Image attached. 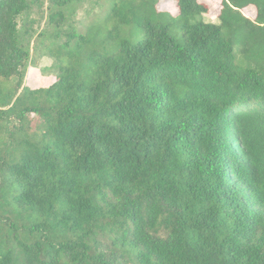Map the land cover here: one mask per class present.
<instances>
[{
  "label": "trees",
  "instance_id": "1",
  "mask_svg": "<svg viewBox=\"0 0 264 264\" xmlns=\"http://www.w3.org/2000/svg\"><path fill=\"white\" fill-rule=\"evenodd\" d=\"M161 1L0 0V264H264V0Z\"/></svg>",
  "mask_w": 264,
  "mask_h": 264
},
{
  "label": "rangeland",
  "instance_id": "2",
  "mask_svg": "<svg viewBox=\"0 0 264 264\" xmlns=\"http://www.w3.org/2000/svg\"><path fill=\"white\" fill-rule=\"evenodd\" d=\"M221 1L222 0H202L201 2L204 4L209 5V13L205 15V20L210 23L218 24V12L221 9ZM160 11H169L173 14L177 15L178 9L174 2L169 1H161L158 5ZM100 9H96L93 11V6L90 2H86L81 4L77 7L76 15H75V22L78 26V29L81 31L84 29L86 25L91 23L96 16L100 13ZM246 15L250 19H254L255 17V10H249V13ZM44 27V24L41 26ZM37 28H40L37 26ZM55 67L54 60L51 57H44L40 60L39 67L35 68L30 66L28 68V73L26 76V85L31 89H42L48 88L51 86L55 81L54 75L51 76L47 74V72H42L41 69L49 68L51 66ZM42 66V68L40 67Z\"/></svg>",
  "mask_w": 264,
  "mask_h": 264
}]
</instances>
